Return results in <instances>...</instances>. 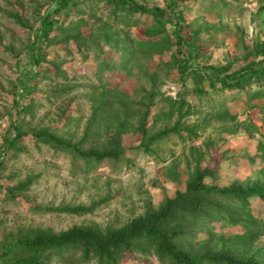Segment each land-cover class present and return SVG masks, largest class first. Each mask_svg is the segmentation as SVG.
<instances>
[{"label":"rangeland","instance_id":"obj_1","mask_svg":"<svg viewBox=\"0 0 264 264\" xmlns=\"http://www.w3.org/2000/svg\"><path fill=\"white\" fill-rule=\"evenodd\" d=\"M137 1L163 9L171 0ZM56 6L57 0H0V153L15 130L24 134L4 153L0 168V264H9L4 245L20 234H57L74 226L116 229L157 211L185 190L195 171L213 157L218 166L211 183L216 186L264 187L263 86L195 94L190 82L179 80L174 50L146 55L130 49L120 55L121 45L117 49L114 42L127 37L137 46L145 18L136 17L138 25L130 21L126 26L129 18L124 12L95 0L62 13L43 48L44 61L27 69L22 60L35 31ZM181 10L204 53L201 65H225L242 57L244 46L264 42V0L186 1ZM79 33L83 39L77 42ZM242 66L243 62L233 69ZM27 70L35 78L30 81L32 76L25 75L20 80ZM19 80L33 87L23 110L13 114V103L22 92ZM174 128L160 140L147 142ZM42 131L78 145L82 152L103 151L117 136L122 155L86 164L33 139ZM24 183V189L10 194ZM77 207L88 211H56ZM249 210L264 221V202L251 201ZM211 226L215 237L198 232L181 246L216 252L237 243L234 236L245 234L241 222ZM243 242L240 254L264 264V231ZM43 264L97 262L70 250ZM120 264L161 263L149 251L134 250Z\"/></svg>","mask_w":264,"mask_h":264},{"label":"trees","instance_id":"obj_2","mask_svg":"<svg viewBox=\"0 0 264 264\" xmlns=\"http://www.w3.org/2000/svg\"><path fill=\"white\" fill-rule=\"evenodd\" d=\"M91 1L94 0H57L56 8L42 18L39 28L35 31L34 40L22 60L25 68H35L44 61L46 54L43 48L50 43L51 33L59 26L62 13ZM95 1L110 4L116 11L124 12L123 14L129 18L126 26L130 25V21L138 25L139 20L136 17L145 18V25L142 26L143 39L136 40L137 46L132 45L127 37L114 42L117 49L121 45L120 55L130 49H137L146 55H162L164 52L174 50L173 59L179 80L184 85L190 82L195 94L204 96L208 92H243L254 83L264 87V42L244 46L243 56L228 61L224 66L201 65L200 58L204 53L195 36L189 33V26L181 10L186 1L195 0H171L163 9L152 8L137 0ZM76 36L77 42L83 39L80 33ZM106 41L112 43L110 40ZM242 62L244 66L233 69V66ZM25 75L32 76L30 81L35 78V73L27 70L21 74L20 80ZM20 80L18 86L22 92L13 103V114L23 110V100L32 92L33 86H25ZM104 118L101 121L106 123L108 120L106 118L103 120ZM128 126L127 122L126 128ZM126 128L123 126L124 130ZM120 130L116 131L120 133L122 131ZM15 131L12 140H5L7 144L0 153V168L3 165L4 153L24 136L19 129ZM173 131L175 128L159 132L148 137L147 142L160 140ZM142 132L146 137V130L142 129ZM116 138L117 136L109 141L108 144L111 146L103 151L82 152L78 145L62 141L46 131L33 136V139L43 144L52 145L56 149L83 159L86 164L99 163L105 159L113 160L121 156L122 151ZM217 166L218 161L213 157L208 165L195 171L193 178L186 183L185 190L177 191L174 197L167 199L157 211L132 219L121 228H108L102 231L93 227L74 226L57 234L48 231L20 234L4 245L3 253L9 256H7L9 264H43L51 256H61L70 250L81 252L84 260L95 259L97 264H120L122 258L134 250L151 252L161 264H263L254 259V256L246 258L240 252L244 250L243 240L249 241L253 234L257 235L264 231V221L257 220L249 210L251 201L264 202V187L216 186L211 181ZM27 184L10 190V194L24 189ZM56 211L81 214L88 210L77 207ZM240 222L245 234L241 237L234 236L239 241H233L238 243L243 239L241 245L233 243L230 248L216 252H195L181 246L184 240L193 241L198 232L204 231L208 236L215 237L214 226H211L213 224L232 226Z\"/></svg>","mask_w":264,"mask_h":264},{"label":"crops","instance_id":"obj_3","mask_svg":"<svg viewBox=\"0 0 264 264\" xmlns=\"http://www.w3.org/2000/svg\"><path fill=\"white\" fill-rule=\"evenodd\" d=\"M219 66H224V65H219Z\"/></svg>","mask_w":264,"mask_h":264}]
</instances>
